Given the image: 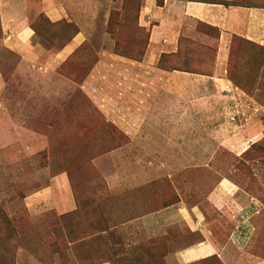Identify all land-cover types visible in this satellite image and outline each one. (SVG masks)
Returning a JSON list of instances; mask_svg holds the SVG:
<instances>
[{
    "label": "rangeland",
    "instance_id": "374dc122",
    "mask_svg": "<svg viewBox=\"0 0 264 264\" xmlns=\"http://www.w3.org/2000/svg\"><path fill=\"white\" fill-rule=\"evenodd\" d=\"M143 1L76 0L84 18L69 14L52 22L37 15L38 58L27 64L0 26V230L10 239L4 264H176L173 253L181 244L202 239L187 226L168 225L165 233L149 235L141 224H124L101 174L114 163L98 158L124 138L99 106L116 96L113 90L124 78L119 71L130 64L114 56L138 61L145 54L148 31L140 29L137 13ZM81 29L84 42L61 64L52 62ZM187 33L180 54L163 57L161 65L201 78L208 133L199 146L191 144L194 155L160 160L171 170L163 202L179 200L170 183L177 181L180 197L187 207L199 208L201 228L219 248L235 234L247 263L264 264V47L233 35L228 60L218 67L220 32L190 22ZM215 73L218 80L208 79ZM99 89L109 92L102 96ZM61 173L76 188L78 209L58 215L46 208L32 215L26 195ZM223 179L234 189L229 205L216 209L211 194ZM213 257L193 264H224Z\"/></svg>",
    "mask_w": 264,
    "mask_h": 264
},
{
    "label": "crops",
    "instance_id": "0c3cea01",
    "mask_svg": "<svg viewBox=\"0 0 264 264\" xmlns=\"http://www.w3.org/2000/svg\"><path fill=\"white\" fill-rule=\"evenodd\" d=\"M75 1L0 0L1 28L12 48L22 54L23 63L36 62L38 58V45H34L37 37L34 18L43 14L50 21L57 22L68 18L69 14L78 17L81 14ZM190 22H204L219 29L221 55L218 56V67L228 60L227 46L229 37L233 35L264 47V5H238L229 0H162L159 5L158 0H144L140 26L148 31L145 54L141 61L114 56L116 60L129 61L130 64L126 71H119L124 78L113 90L116 96L109 101L106 98L107 103L99 106L124 138V142L98 158H111L114 163V168L103 170L101 174L107 192L114 195L120 207V215L126 217L124 224H141L149 235L165 233L168 225L187 226L191 233L202 236L191 245H180L173 253L172 259L176 264H193L215 255L224 264H248L233 239L235 234L229 235L222 248L209 238L210 232L201 228L199 208L196 205L187 207L175 186L177 181L170 183L175 187L179 200L163 202V191L169 185L171 170L168 161L160 160H181L187 153L194 155L197 150L191 148V144L196 142L199 146L203 133H208V130H203L207 124L201 117L205 105L201 97V78L158 66L163 54L178 51L181 37L190 38L187 35ZM85 37L81 29L52 57V62L59 65L67 60ZM49 65L54 67L52 63ZM207 77L218 80L217 74ZM108 92L99 89L97 93L106 96ZM142 160L147 164L139 165ZM233 189L228 180L220 181L211 194L213 206L216 209L227 207ZM24 203L32 215L46 208L58 215L69 214L78 207L65 173L52 177L49 185L26 195Z\"/></svg>",
    "mask_w": 264,
    "mask_h": 264
},
{
    "label": "trees",
    "instance_id": "16d2710c",
    "mask_svg": "<svg viewBox=\"0 0 264 264\" xmlns=\"http://www.w3.org/2000/svg\"><path fill=\"white\" fill-rule=\"evenodd\" d=\"M195 1H202V0H195ZM158 4L159 5H161L162 4V0H158ZM138 14L140 13V8L138 9V12H137ZM42 16H44L43 14H42ZM198 23H200V24H202V25H205V26H207L208 28H210L211 30H214V31H218L219 32V29L218 28H216V27H214V26H211V25H208V24H206V23H204V22H198ZM0 26H1V23H0ZM33 27H34V29H35V31H36V28H35V26H34V24H33ZM140 29H145V28H143V27H141L140 26ZM219 35V34H218ZM183 39H189V38H185V37H181L180 38V40H179V48H178V51L176 52V53H172V54H163L162 56H161V58H160V60H159V63H160V66L159 67H161V68H163V69H165V70H169V71H173V70H180V71H184V72H194V71H190V70H185V69H180V68H176V67H173V68H171V69H169V68H167V67H165V66H163V65H161V63H162V61H161V59L163 58V57H173V56H175V55H178V54H180V52H181V50H182V41H183ZM147 42H148V34H147ZM146 46H147V44H146ZM142 58H143V56L140 58V60H138V61H141L142 60ZM122 135V137H123V134H121ZM117 145H119V144H115V145H113V147L112 148H110V149H108L106 152H108V151H110V150H112L113 148H115ZM105 152V153H106ZM70 180V179H69ZM70 183H71V186H72V189H73V192H74V195H75V199H76V201H77V206H78V196L76 195V188H75V186L74 185H72V182L70 181ZM77 209H78V207H77ZM76 209V210H77ZM14 228V227H13ZM10 229L9 230V232L11 233V235L12 236H15V232H14V229ZM4 233V232H3ZM3 233L1 232V230H0V263H3L4 261H5V257H7V255H6V253H7V250H9L8 249V247L10 246L9 244H6L8 241H10V239L9 238H4L2 235H3ZM12 252V251H11ZM10 252V253H11ZM14 254V253H13ZM212 258H214L213 256L212 257H210V258H207V259H205V261H208V260H211ZM103 263V262H102ZM4 264V263H3ZM101 264V263H100ZM112 264V263H111Z\"/></svg>",
    "mask_w": 264,
    "mask_h": 264
}]
</instances>
